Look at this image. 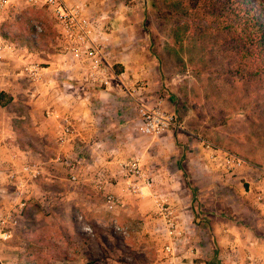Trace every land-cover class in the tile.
<instances>
[{
    "label": "crops",
    "instance_id": "obj_1",
    "mask_svg": "<svg viewBox=\"0 0 264 264\" xmlns=\"http://www.w3.org/2000/svg\"><path fill=\"white\" fill-rule=\"evenodd\" d=\"M62 1L96 21L116 79L107 88L89 82L88 62L69 51L46 0H11L0 13V44L16 47L0 51V264H247L250 253L264 259V208L247 185L255 171L225 174L208 159L200 136L202 156L196 155L194 127L156 136L138 129L139 105L153 107L160 97L167 111L181 115L164 89L144 6L138 0ZM30 14L50 16L51 23H43L41 34L32 32ZM30 64L41 66L40 81L26 74ZM53 111L72 122L64 144ZM133 156L142 158L156 190L190 232L174 256L165 253L170 240L151 196L127 193L122 165ZM67 161L78 166L76 182ZM26 164L40 175L25 174ZM194 186L201 187L200 206ZM106 192L119 198L114 210Z\"/></svg>",
    "mask_w": 264,
    "mask_h": 264
},
{
    "label": "rangeland",
    "instance_id": "obj_2",
    "mask_svg": "<svg viewBox=\"0 0 264 264\" xmlns=\"http://www.w3.org/2000/svg\"><path fill=\"white\" fill-rule=\"evenodd\" d=\"M138 1L144 6L164 89L181 103L183 120L175 116L184 133L192 127L198 131L193 134L196 155L200 136L264 170V75L254 76L255 68L230 42L223 30L222 5L218 0ZM251 6L264 21V0H252ZM28 19V28L38 26L39 34L46 20L51 23L46 15L30 14ZM192 189L200 206L201 187Z\"/></svg>",
    "mask_w": 264,
    "mask_h": 264
},
{
    "label": "built area",
    "instance_id": "obj_3",
    "mask_svg": "<svg viewBox=\"0 0 264 264\" xmlns=\"http://www.w3.org/2000/svg\"><path fill=\"white\" fill-rule=\"evenodd\" d=\"M11 0H0V13H2L10 4ZM46 6L51 9L56 24L60 27L62 36L68 42V49L72 55L81 61H87L89 69L87 78L94 86L109 87L112 86L116 75L111 70V66L106 57V48L100 39L96 36V21L86 17L80 8H71L62 0H46ZM0 51H16V47L10 43H1ZM25 72L32 82L42 79V68L39 64H30L25 68ZM143 86V84H141ZM141 87L137 86L133 92H138ZM139 89V90H138ZM52 116L60 118V130L58 141L64 144L73 134V125L69 117H61L59 114L51 112ZM138 114L140 118L139 131L143 135L156 136L170 130H183L182 124L176 116L167 111L164 107V98H158L155 106L147 107L139 105ZM203 147L210 152L208 159L210 162H216L222 165L226 172L236 173L242 168L249 167L255 171L253 181L249 183L248 191L253 194L254 201L258 206L264 208V170L256 168L246 162L244 158L233 154L209 141H203ZM58 161H63L61 157ZM140 156H133L126 160L122 169L125 179L127 180V193L133 197L143 198L151 196L155 203L157 216L163 223L166 236L170 240L165 246V253L174 256L181 244L186 243L187 235L190 233L186 230L175 215L173 206L169 203L166 195L156 190V182L152 174L146 170ZM66 166L72 171V181H78L76 175L78 166L73 161H67ZM23 172L29 177L36 178L40 175L39 168L35 165L26 164ZM97 188L105 191V185L98 183ZM108 208L114 210L120 204L119 198L112 193H105ZM4 234V239H8ZM191 253L195 251L189 248ZM247 264H264V259L254 254L247 256Z\"/></svg>",
    "mask_w": 264,
    "mask_h": 264
},
{
    "label": "trees",
    "instance_id": "obj_4",
    "mask_svg": "<svg viewBox=\"0 0 264 264\" xmlns=\"http://www.w3.org/2000/svg\"><path fill=\"white\" fill-rule=\"evenodd\" d=\"M218 1L224 11L221 13L223 30L231 37L230 42L236 45L242 58L255 68L254 76L261 77L264 75V21L260 13L251 6L252 0ZM30 29L35 31L34 27ZM5 95L2 94V98ZM177 103V112H180V100ZM180 120H183V115H180Z\"/></svg>",
    "mask_w": 264,
    "mask_h": 264
}]
</instances>
